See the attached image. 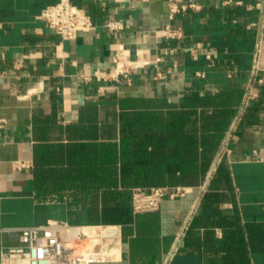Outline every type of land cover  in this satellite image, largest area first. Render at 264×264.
<instances>
[{"label": "crops", "instance_id": "1", "mask_svg": "<svg viewBox=\"0 0 264 264\" xmlns=\"http://www.w3.org/2000/svg\"><path fill=\"white\" fill-rule=\"evenodd\" d=\"M71 1L91 15L93 25L61 41L38 17L55 0H0V254L18 243V228L47 220L101 223L87 217L91 200L101 209L104 191L82 188L89 177L69 179L63 190L46 196L51 200L41 199L34 174L42 148L53 162L77 151L86 156L92 142L117 141L119 97L168 109L178 107L187 91H197L234 111L207 173L196 186H183L184 195H166L157 210L112 223L121 225L120 260L95 264H239L237 244L218 224L221 219L237 222L247 264H264V240L250 236L253 229L264 230V9L257 6L264 0H177L198 9L171 22L184 33L176 41L150 33L169 23L167 0ZM111 17L125 24L123 31L106 30ZM121 44L157 54L164 78L153 79L152 65L133 69L131 84L95 76L114 67ZM249 88L253 97L245 100Z\"/></svg>", "mask_w": 264, "mask_h": 264}, {"label": "trees", "instance_id": "2", "mask_svg": "<svg viewBox=\"0 0 264 264\" xmlns=\"http://www.w3.org/2000/svg\"><path fill=\"white\" fill-rule=\"evenodd\" d=\"M213 99L214 95L209 93L187 91L178 107L154 109L143 107L136 98L119 97L117 141L92 142L86 156L77 151L56 162L45 147L39 151L34 177L41 189V199L51 200L46 196L63 190L69 179L89 177L81 182L82 188L103 187L104 191L100 210L95 200L87 206L88 219L106 224L124 223L130 218L131 189L196 186L207 173L234 114L226 104L212 105ZM210 106L214 110L209 113ZM63 162L66 168H62ZM52 164L58 167L50 168ZM222 171L221 165L218 172ZM112 203L114 206H109ZM218 224L229 231L233 245L237 244L235 261L247 264L241 250L243 241L236 231L237 222L221 219ZM250 236L264 240V230L253 229Z\"/></svg>", "mask_w": 264, "mask_h": 264}, {"label": "built area", "instance_id": "3", "mask_svg": "<svg viewBox=\"0 0 264 264\" xmlns=\"http://www.w3.org/2000/svg\"><path fill=\"white\" fill-rule=\"evenodd\" d=\"M95 1L103 4V0ZM257 6L264 9L261 3ZM188 9L196 10L198 6L167 0L169 23L150 32L152 37L157 40H181L184 37L183 31L173 28L171 22L178 14ZM38 17L56 31L61 41L72 40L76 31L91 28L93 25L91 15L71 0H55L44 7ZM104 27L108 32H121L125 24L111 17L106 20ZM192 54L195 55L193 51ZM205 58L212 63L210 53L207 52ZM160 59L157 54L153 56L149 49L131 50L121 44L113 60L114 67L109 71H96L94 75L114 82H119L123 78L127 84H131L130 75L133 69L152 65L153 79L161 80L164 74L159 68ZM82 78L85 81L90 80L89 76L84 75ZM251 97L253 95L249 88L245 93V100ZM4 123L5 121L0 119V129ZM15 166L28 167L27 164L20 162H16ZM186 192V187L133 188L130 192L131 214L155 211L166 195L182 196ZM15 231L18 233V243L2 248L0 264H95L120 260L122 230L119 224L80 225L67 221L47 220L45 224L18 228Z\"/></svg>", "mask_w": 264, "mask_h": 264}, {"label": "bare ground", "instance_id": "4", "mask_svg": "<svg viewBox=\"0 0 264 264\" xmlns=\"http://www.w3.org/2000/svg\"><path fill=\"white\" fill-rule=\"evenodd\" d=\"M141 58V56H139V59Z\"/></svg>", "mask_w": 264, "mask_h": 264}]
</instances>
